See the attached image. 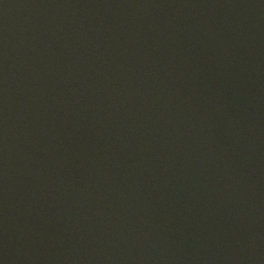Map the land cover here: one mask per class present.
<instances>
[{"label": "water", "instance_id": "obj_1", "mask_svg": "<svg viewBox=\"0 0 264 264\" xmlns=\"http://www.w3.org/2000/svg\"><path fill=\"white\" fill-rule=\"evenodd\" d=\"M0 264H264V0H0Z\"/></svg>", "mask_w": 264, "mask_h": 264}]
</instances>
